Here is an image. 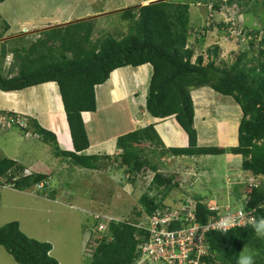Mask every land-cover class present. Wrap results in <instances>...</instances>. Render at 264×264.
<instances>
[{
    "label": "trees",
    "instance_id": "16d2710c",
    "mask_svg": "<svg viewBox=\"0 0 264 264\" xmlns=\"http://www.w3.org/2000/svg\"><path fill=\"white\" fill-rule=\"evenodd\" d=\"M157 1L123 10L120 14L127 22V33L119 37L107 33L91 42L95 29L92 19L65 25L76 28L77 33L68 32L62 36L64 26L40 32L30 46L11 49L14 61L9 73L4 74L0 70L2 93L55 84L73 150L61 151L55 135L40 127L36 120L28 121L27 128L20 130L26 135L32 123L31 133L52 148L56 159H62L61 162L66 160L68 171L73 168L89 172L119 169L129 183H135L147 172L153 173L148 191L156 190L159 198L156 195L152 198L149 192L144 193L140 198L143 209L135 208L126 222H110L108 235L103 237L100 244L97 240V248L88 251L91 258L87 264H134L140 258L138 246L149 240L148 221H144V218L164 213L167 209L163 204L165 197L172 188L179 186V180L159 174L151 161L155 153L164 152L173 157L186 158L225 154L240 156L239 171L243 172L242 178L244 173L248 177L232 182L233 190L238 192L235 201L241 203L240 199H243L245 211L251 212L249 217L259 219L264 216V181H261V177H264V10L259 5L262 0H207L206 6L211 4L212 13H219L222 7H232L239 14L250 15L259 24L252 29L239 24L240 29L237 23L236 27H232L230 22L216 23L212 17L209 25L199 23L193 28L189 3L181 0ZM4 2L0 0V3ZM248 6L251 8L246 9ZM214 27L224 29L225 33L232 28L235 31L239 29L237 40L243 39L246 43V49L237 54L230 66L218 64L220 49L217 46L207 52L206 63L203 54H195L194 46L197 43L203 45L206 34ZM192 38L193 43L190 44ZM233 39L230 38L229 42ZM3 47L0 51L2 61L6 54ZM145 65L152 68L144 105L146 113L159 120L173 118L187 137L186 146L165 149L154 125H148L117 138L119 153L113 159L117 163L115 166L109 156L85 155L89 141L82 114L96 112L95 88L104 85L116 70L126 67L136 69ZM13 70L16 73L11 76ZM202 87H209L220 96L232 99L238 106L242 117L236 147L224 149L199 145L192 91ZM25 169L16 161L0 159V177L9 181L18 175L20 178L14 184L18 191L29 190L48 180V176L36 173L21 177ZM49 199H54L52 194ZM196 211L202 224L211 214L201 204H197ZM205 238L209 253L202 258V264H237L238 255L246 248L259 250L262 246V240L256 236L252 225L224 233L209 232ZM0 247L17 264H59L49 255L52 246L28 239L20 232L17 222L0 228ZM255 264H264V253Z\"/></svg>",
    "mask_w": 264,
    "mask_h": 264
},
{
    "label": "rangeland",
    "instance_id": "374dc122",
    "mask_svg": "<svg viewBox=\"0 0 264 264\" xmlns=\"http://www.w3.org/2000/svg\"><path fill=\"white\" fill-rule=\"evenodd\" d=\"M151 1L5 0L4 3H0V42L6 39L8 35L16 34V32L17 34L30 35V32L38 27H63L61 24H66L64 20L53 19L67 18L69 14H75L77 11L80 12L88 3H92L91 6L97 12H104L100 13L101 15L99 16L91 18L95 24L91 42H95L101 36H106L107 33L119 37L127 33V22L122 19L120 13L133 7L148 5ZM181 1L190 4L189 16L193 28L196 25L198 26L199 23L202 26L208 25V21L210 20L209 12L211 11L209 7L208 11L207 7L205 8L207 0ZM205 1L206 3L204 4ZM201 3L204 6H200ZM259 5L263 11L264 0ZM75 7L77 10H74ZM250 8L248 6L246 9ZM235 12H237L236 8H225V12L214 13L212 17H214L216 23L220 21H223L224 24L232 22L233 26L237 23V27L240 29L241 26L239 24L244 25L243 27L247 29L259 26L250 15ZM6 26H8L7 31H9L8 35L3 38L4 35L2 36L1 34L7 32L5 31ZM64 27L62 28V36L67 35L68 32L70 34L77 33L75 32L77 29L72 28V26ZM231 30L234 29L232 28ZM224 33V29L218 30L216 27L208 32L205 43L203 45L197 43L194 46L195 54H203L204 62L206 63L207 52L214 46H217L220 49L218 64L230 66L235 61L237 54L246 49V43L243 39L237 40V36L240 34L239 29L236 30V36L230 42ZM33 34L24 36L23 40L21 39L15 42V44L9 45V50L22 46H30L37 39V36ZM259 38L260 36L257 39ZM189 43H193V38L189 40ZM1 47L0 45V51ZM3 48L8 49L5 46ZM13 61L14 58L11 55L6 59L4 58L3 61L0 59V70L9 72L12 69L11 65H13ZM146 69L149 73L152 72L150 66L146 67ZM116 73L127 74L125 78L119 80L120 86L118 87L117 100H114V97L110 96L108 92L110 88L113 89L111 76L103 86L96 89V100L99 107H104L105 103L110 100H113V102L104 111H97L98 117L94 123L88 122L87 129L85 125L87 136L91 142H94L101 136L100 128H102L106 138L114 136L118 138L139 127L144 128L149 125L146 121L150 120V116L146 113L144 105L151 75H148L147 80L141 83L139 78H136L139 71L135 68L119 69ZM42 86L36 87V90L34 88L33 93L30 91L31 89L26 90L18 97L22 101L23 96L24 100V104L21 102V110L22 108L26 109L28 104L34 109L32 115L34 119L27 117L25 114L10 113H15L18 116V120L21 121V127H25L27 121L36 120L39 126L45 129L48 126L49 119L46 118L44 113L51 111V126L57 132V136L62 142V146H64L67 138V127L63 113L59 112L58 109H62L58 89L54 85V92H51L47 85ZM192 98L195 105V129L198 136H200V142L198 139L199 145L201 147H222L224 149L236 147V140L233 141V139L238 130L242 115L235 102L230 98L220 96L209 87H202L194 92L192 91ZM54 106H57L56 115H54ZM14 110L21 112L19 111L20 107L14 108ZM1 112L6 113L5 110ZM135 121L138 123L136 122L137 124H135ZM166 122H163L164 124L152 122V125L157 127L155 129L160 132V136L169 145L167 149L178 147L179 144H171L169 138L176 136L179 129L174 127L176 131L173 132L171 129L172 123ZM28 128L29 132L27 135L17 129V127L0 133V158L6 156L12 159L20 158L26 163L24 164L26 168H31L33 162H30L24 156H30V158L35 160L43 159L48 163L43 165L47 168L43 167L42 171L50 173L55 177L54 169L61 166V161L55 159L51 147L46 146L31 133L33 130L32 123L29 124ZM209 140L211 141L209 142ZM204 141L207 142L205 143ZM113 148L114 151L110 155L119 152H117L115 147ZM155 154L151 158V161L158 168L159 174L162 177H174L175 181L179 180L178 188H172L165 197L163 202L165 207L178 211L184 200L192 197L194 200L200 199L201 203L207 204L209 199L215 198L218 203L222 204V207L230 204L234 209L239 208L235 204L234 196L231 195L235 190L227 189L226 187L230 178L232 185L233 181H242L248 177L244 173V178H242L243 172L239 171L241 164L240 156L230 158V155L227 156L225 154L202 158H186L173 157L164 152ZM49 161L52 164L50 168ZM65 163L67 164L66 160L63 159V173L58 176L59 178L56 179L57 182L55 184L53 183V187L49 183L48 187L46 186L41 190L44 197L46 196L44 199L38 196L37 192L24 191V193H20L15 190L1 189L0 228L8 223L17 222L20 232L28 239L50 244L52 246L50 256L56 259L59 264H87L91 258L88 251L97 248L103 239V234L97 233V226H102L101 230H104L108 225L106 221L126 222L135 208L142 209L140 198L144 193L149 192L152 198H155V195L159 198L160 195L154 189L151 192L148 191L153 178V173L151 172L145 173L146 175L143 178H138L135 183H129L125 180L122 170L119 169H111L109 173H104L103 171L98 173L82 172L80 170V173L83 174H79L73 168V170H69L67 173L65 168L67 165ZM227 163H235L236 165L227 166ZM29 172L33 171L29 170ZM52 179L54 178L51 177ZM62 180L70 184L62 187ZM262 180L264 181V177H261ZM77 181L79 182L77 183ZM74 193L81 196V198L73 202L75 205L73 207L77 208V211L70 210L67 205L62 207L61 204L57 205L50 202L47 198L52 194L54 199H56L55 196H58L59 202L65 204V202H68L66 198H71ZM80 199L83 201L81 200V202ZM97 240H99V244H97ZM261 240L262 246L259 250L250 247L246 248L242 254L251 252L254 255L255 262H259L262 259V253H264V239ZM1 251L5 257H8L4 249H1ZM8 259L10 258L8 257ZM8 259L7 261H9ZM7 261L2 260L0 264L14 263L11 259L9 263ZM151 261L146 262V264H149ZM153 262L150 264H165L159 260Z\"/></svg>",
    "mask_w": 264,
    "mask_h": 264
},
{
    "label": "crops",
    "instance_id": "0c3cea01",
    "mask_svg": "<svg viewBox=\"0 0 264 264\" xmlns=\"http://www.w3.org/2000/svg\"><path fill=\"white\" fill-rule=\"evenodd\" d=\"M92 5V3H88V4H86L85 6H84V8L80 11V12H76L77 13V15H76V13L75 14H69V16H67V18H64V19H62V18H57V19H53V20H58V19H60V21L61 20H64V23H66V24H61L62 26H65V25H68V24H74V23H77V22H80V21H84V20H88V19H91V18H94V17H96V16H99V15H101L100 13H104L103 11H98L97 12V10H94V8L91 6ZM74 10H77L76 9V7L74 8ZM77 17V18H76ZM52 20V19H51ZM70 21H72V22H70ZM69 22V23H68ZM60 24H59V26H61ZM53 28H55V26H46V27H38L37 29H34L32 32H30V35L31 34H33V33H35V34H33V35H36V36H40L39 35V33L40 32H43V31H47V30H50V29H53ZM9 31V30H8ZM8 31L4 34V37L3 38H5L8 34ZM30 35H25V34H17V32H16V34H10V35H8V37H6V39H4L2 42H0V45L1 46H5L6 48H8V47H10L9 45H13V44H15V42H17V41H19V40H21L22 38L24 39V36H30ZM3 36V35H2ZM22 39V40H23ZM27 39V38H26ZM28 40V39H27ZM6 50V54H5V59L9 56V55H11V56H13V52L11 51V49L9 50V48L8 49H5ZM146 67H149V65H145V66H142V67H139V68H136L138 71H139V73L136 75V78L138 79L139 78V81L141 82V83H144L146 80H147V76L149 75H152V72L151 73H149L148 71H147V69H146ZM126 68H130V67H126ZM124 69V68H123ZM151 70H152V68H151ZM16 71V70H15ZM15 71H13L12 73H14V74H12L13 76L15 75ZM116 71H118V70H116ZM116 71H114L110 76V79H111V83H112V86H113V89H109L108 90V92H109V94H110V96H113L114 97V100H117V93H118V87L120 86V83H119V80L120 79H123V78H125L126 76H127V74L126 73H116ZM4 74L5 73H9V72H4V71H2ZM123 72H125V71H123ZM129 74H131V73H129ZM11 75V76H12ZM133 76V75H132ZM141 76H142V79H141ZM151 77V76H150ZM45 85H47L48 87H49V91H53L54 92V89H55V87H54V85L55 84H53V83H49V84H44L43 86H45ZM42 86V87H43ZM103 86V85H102ZM36 87H38V86H36ZM36 87H32V88H28V89H26V90H30L32 93H33V89L34 90H36L37 88ZM98 87H100V86H98ZM98 87H96L95 88V91H96V89H98ZM26 90H23V91H21V92H11V93H2V92H0V111H6V112H15V113H18V114H25L27 117H30V118H32V119H34V117H32V115H33V108L28 104L27 105V107H26V109L25 108H22V110H21V102H23V104H24V100H23V96H22V101H20L19 99H18V97H19V95L22 93V92H24V91H26ZM42 92V91H41ZM31 93V94H32ZM113 102V100H110L109 102H106L105 103V106L104 107H99L98 106V104H97V110H96V112L95 113H83L82 114V118H83V121H84V124L86 125V129H87V127H88V122H93L94 123V121H95V119L98 117V113H97V111H104L105 110V108L110 104V103H112ZM54 104H55V102H54ZM62 104V103H61ZM20 107V110L19 111H21V112H18V111H15L14 110V108H19ZM54 115H56L57 114V106L55 107L54 106ZM59 109V112H62L63 113V116H64V119H65V122H66V117H65V114H64V112H63V107H62V109H60V108H58ZM12 110V111H11ZM23 111V112H22ZM44 115L46 116V118L47 119H49V122H48V126H46L45 127V130L47 129V131H50L51 133H53L54 135H55V138H56V142H57V145H58V148L61 150V151H72L73 149H72V143H71V139H70V135H69V131H68V127H67V123H66V127H67V138H66V143H65V145L64 146H62V142L59 140V138H58V136H57V132L52 128V126H51V123H50V118H52V114H51V111L50 112H45L44 113ZM28 120V119H27ZM166 121H168V122H171L172 123V127H171V129H172V131L173 132H175L176 130H175V128H178L179 129V131H178V134L176 135V136H174V137H171V138H169L170 140H169V142L171 143V144H179L178 145V147H185L186 146V143H187V137L185 136V134L181 131V129L177 126V124H176V122H175V120L173 119V118H168V119H166V120H159V119H154V118H152V117H150V120H148V121H146L149 125H152L153 123L152 122H158V123H162V124H164L163 122H166ZM28 122V121H27ZM137 121H135L134 123L135 124H137L136 123ZM167 123V122H166ZM165 123V124H166ZM159 126H161V125H159ZM154 127H156V126H154ZM175 127V128H174ZM139 128H142V127H139ZM139 128H137V129H139ZM157 128V127H156ZM44 129V128H43ZM100 130H101V136H99L94 142H91V140L88 138V141H89V147H88V149L84 152V154L85 155H87V156H109V157H111V159H112V161H111V163H114V161H113V159H115V157L117 156V154L119 153L118 152V150H117V154H114V155H110V154H112V152L114 151V148L113 147H115V149H117L116 148V140L117 139H115V138H117L116 136H114V137H105L104 136V134H103V131H102V128H100ZM136 130V129H135ZM156 130V132L158 133V135L160 136V132L157 130V129H155ZM132 132V131H131ZM170 136V135H169ZM229 136V135H228ZM229 137H231V136H229ZM160 139L162 140V142H163V144H164V146H165V148L167 149V146L169 147V145H167V143H165V140L160 136ZM234 140H236L235 141V143H236V145H237V132H236V135H234V139H233V141ZM173 148V147H172ZM228 156V155H227ZM26 159H28V160H30V162H33V164H32V166H31V168H28L29 170H32L34 173H36V174H42V175H46V176H48V178H50L51 179V177L52 178H54V179H52V180H55V181H52L51 180V182H50V184H51V187H53V183L55 184L56 182H57V180L56 179H58L59 177L58 176H60V174L61 173H63V162H60L61 163V166L59 167V168H57V169H54V171H55V177L53 176V175H51L50 173H45V172H43L42 171V168L44 167L43 165L45 164V163H48V162H45L43 159H39V160H35V159H33V158H30V156H24ZM233 156H231L230 158H232ZM3 158H7V156L6 157H2V158H0V159H3ZM7 159H10V160H13V161H16V162H18L19 164H22V165H24V164H26L25 162H24V160H22V159H20V158H18V159H12V158H7ZM56 159V158H55ZM57 160V159H56ZM59 161H61L62 159H58ZM55 161V160H54ZM236 163V162H235ZM235 163H227V166H230V165H233V164H235ZM49 164H50V166H49V168L52 166V164L50 163V161H49ZM66 164V163H65ZM115 164H117L116 162L114 163V165ZM67 165V164H66ZM236 165V164H235ZM234 165V166H235ZM238 165V164H237ZM239 166V165H238ZM45 169L47 168V167H44ZM66 168V172L68 173L69 171L67 170V167H65ZM35 169V170H34ZM77 171L76 172H78L79 174H83V173H80L81 171L78 169V168H75ZM83 171H85V170H82V172ZM111 171V169L110 168H108V170H106L104 173H109ZM99 172V171H98ZM98 172H94V173H98ZM77 173V174H78ZM93 173V174H94ZM62 182H63V184H62V187H66V186H68L70 183L69 182H67V181H63L62 180ZM70 182H71V180H70ZM79 181H77V183H78ZM72 187V186H71ZM66 195H68V194H66ZM70 196H72L71 194H70ZM55 198L56 199H53V201H50V202H53V203H55V204H57V205H60L61 204V206L62 207H65L64 205H67L69 208H70V210H73V211H77L78 209L77 208H75V207H73V206H75L74 205V203L73 202H75L78 198H81V196L79 195V194H76V193H74V195L71 197V198H66V199H68V202H65V204H62V203H60L59 202V199H58V196H55ZM82 199H80V201H81ZM83 201V200H82ZM81 201V202H82ZM80 204V203H79ZM78 204V205H79ZM1 247H0V262L3 260V261H7V259H8V257L13 261V259L8 255V257H5L3 254L4 253H2V251H1ZM7 258V259H6ZM10 259H8L9 261H7L8 263L10 262ZM11 261V262H12ZM14 262V261H13ZM13 264H17V263H13Z\"/></svg>",
    "mask_w": 264,
    "mask_h": 264
},
{
    "label": "built area",
    "instance_id": "2783aa9c",
    "mask_svg": "<svg viewBox=\"0 0 264 264\" xmlns=\"http://www.w3.org/2000/svg\"><path fill=\"white\" fill-rule=\"evenodd\" d=\"M231 24L233 27L232 22ZM227 35L229 41L236 36V31L229 29ZM20 124L17 117L0 112V132L21 127ZM2 188H14V180L8 182L6 178L0 177V189ZM36 189L42 190L43 185L36 186ZM246 216L242 211H225L218 220L203 226L197 223L191 207H182L180 211L169 215L157 213L147 219L149 240L138 246V249L143 260H159L165 264H202V258L209 250L205 233L208 230L223 231L226 221L227 230L244 226L247 222ZM101 228L103 227H98V231H103Z\"/></svg>",
    "mask_w": 264,
    "mask_h": 264
},
{
    "label": "clouds",
    "instance_id": "9594fccd",
    "mask_svg": "<svg viewBox=\"0 0 264 264\" xmlns=\"http://www.w3.org/2000/svg\"><path fill=\"white\" fill-rule=\"evenodd\" d=\"M153 1V0H152ZM151 1V2H152ZM226 0H224L223 2H225ZM211 5V4H210ZM206 6L205 8L207 9V11H208V7L210 8V11L212 10L211 9V6ZM225 8H228V7H222V11H220L219 13H222V12H225ZM230 8V7H229ZM232 8V7H231ZM210 13V17H212L213 15H214V13H211V12H209ZM219 13H215V14H219ZM235 13H237V12H235ZM212 18H214V17H212ZM210 21V20H209ZM209 21H208V25H209ZM215 28V27H214ZM227 33L228 32H226V33H224L225 35H227ZM151 78V77H150ZM150 82V81H149ZM232 100V99H231ZM240 111V110H239ZM1 112V111H0ZM2 113H4V112H2ZM8 115H15V113H10V112H6ZM17 116V115H16ZM25 128H27V126L25 125V127H17V129H25ZM1 133V132H0ZM28 134V133H27ZM26 134V135H27ZM237 138H238V130H237ZM237 144H238V141H237ZM237 146V145H236ZM118 155V154H117ZM24 166V165H23ZM31 174H33V172H29V169L28 168H26L25 169V171H23L22 172V174H21V177H27V176H29V175H31ZM20 177L18 176V175H16V176H14L13 178H11L8 182H11V180H14V184H15V182L17 181V179H19ZM127 180V179H126ZM50 181H51V179L50 178H48V180H45V181H43V182H41L40 184H42L43 185V189L47 186L48 187V185H49V183H50ZM40 184H38V185H40ZM38 185H36V186H38ZM36 186H34L33 188H31V189H29V190H25L26 192H28V191H32V192H37V194H38V196H40V197H42L43 199L44 198H46V196L44 197V195L42 194V192H41V190H37L36 189ZM227 189H231V190H233V186L231 185V183H230V181L228 182V184H227V187H226ZM2 189H10V190H15V191H17V192H20V193H24V191H18V190H16L15 189V186H14V188H2ZM235 189V188H234ZM1 190V189H0ZM238 194V192L237 191H234L233 192V194H231V195H233L234 196V199H236V195ZM48 199H49V197H47ZM50 201H53V200H51V199H49ZM240 201H241V203H239V202H236L235 201V204L237 205V206H239V208L238 209H234L230 204H227V205H225L224 207H222V204H220V203H218L217 201H216V199L214 198V199H209V202H208V204L207 203H201V201H200V199H196V200H194L192 197H189V198H187V199H185L184 200V202H183V204L181 205V207L179 208V210L178 211H180V209L182 208V207H191L192 208V212H193V214H194V216H195V218H196V221H197V223H199L200 225H203V226H207V225H209V224H211V223H213L214 221H216V220H218V218L219 217H221V215L223 214V213H225V211H229V212H231V213H235V212H237V211H242L244 214H246L247 216H246V219H247V222H246V224L244 225V226H240V227H233V228H230V229H228L227 230V228H228V222L226 221L225 222V225H224V230L223 231H212V230H208L206 233H205V236H206V234L207 233H209V232H228V231H230V230H234V229H237V228H243V227H245V226H247V225H252V228H253V231L255 232V234H256V236L258 237V238H261V239H264V216H262V217H260L259 219H257V218H255V217H249V215L251 214V212H248V211H245V205H244V202H243V199L241 198L240 199ZM197 204H201V205H203V206H205V208H206V210H207V212H209V213H211L210 215H208V217H207V221L204 223V224H202L201 222H199L198 221V218H197V211H196V209H197ZM167 209L164 211V213H162V215L163 214H167L168 213V215H169V213H173V212H175L176 210H173V209H170V208H168V207H166ZM143 209V208H142ZM141 210V209H140ZM254 211V210H253ZM148 218H150V217H146V218H144L145 220L144 221H147V219ZM112 221H114V220H109V221H106L107 223H108V225L105 227L106 229H104L103 231H97V233H101V234H103V237H105L106 235H108V226H109V223L110 222H112ZM19 225V224H18ZM98 227H100V226H97V228ZM20 230V229H19ZM84 233V232H83ZM205 241H206V238H205ZM208 245V244H207ZM209 247V246H208ZM2 248V247H1ZM3 249V248H2ZM5 251V250H4ZM138 251H139V249H138ZM6 252V251H5ZM7 253V252H6ZM51 253V252H50ZM50 253H49V255H50ZM208 253H209V250H208ZM7 255H8V253H7ZM10 256V255H9ZM11 257V256H10ZM12 258V257H11ZM146 262H149L148 260H143L142 259V257L140 256V258H138V259H136V262H134V264H145ZM151 263V262H150ZM149 263V264H150ZM237 264H255V258H254V255L251 253V252H248V253H244V254H242V255H238V260H237Z\"/></svg>",
    "mask_w": 264,
    "mask_h": 264
},
{
    "label": "water",
    "instance_id": "95a60500",
    "mask_svg": "<svg viewBox=\"0 0 264 264\" xmlns=\"http://www.w3.org/2000/svg\"><path fill=\"white\" fill-rule=\"evenodd\" d=\"M162 1H164V0H162ZM153 2H158L157 0H155V1H152V2H150V3H148V4H151V3H153Z\"/></svg>",
    "mask_w": 264,
    "mask_h": 264
}]
</instances>
